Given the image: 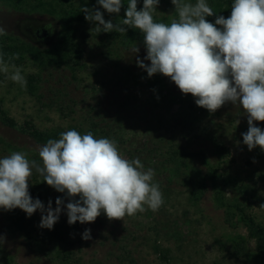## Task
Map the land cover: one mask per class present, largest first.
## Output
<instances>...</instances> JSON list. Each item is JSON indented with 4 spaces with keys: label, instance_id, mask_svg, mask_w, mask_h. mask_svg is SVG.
I'll list each match as a JSON object with an SVG mask.
<instances>
[{
    "label": "rangeland",
    "instance_id": "1",
    "mask_svg": "<svg viewBox=\"0 0 264 264\" xmlns=\"http://www.w3.org/2000/svg\"><path fill=\"white\" fill-rule=\"evenodd\" d=\"M82 1H93L99 7L97 0ZM140 1L142 5L143 0ZM215 1L206 0L212 9ZM186 2L194 4L196 0ZM101 11L106 21H114V14ZM153 15L158 22L170 23L177 18L171 0H160ZM95 26L86 20L76 26V39L83 43L85 51L74 75L65 66L41 74V102L30 96L27 86L22 88L8 78L13 71L11 67L8 74L0 72L2 106L18 126L32 120L40 130L60 128L81 134L91 131L96 138L114 139L121 155L139 158L145 170L154 169V182L160 185L164 204L158 211L148 209L123 220H109L102 212L93 223L79 222L80 227L66 245L47 242L37 245L12 222L10 215L15 210L0 209V236L6 238L2 252L16 264H255L246 255L254 249L253 242L247 243L246 251L237 252L234 238L245 236L246 231L240 225L226 223L224 209L214 203L206 167L174 154L180 149L204 150L219 174L238 180L224 188L226 199L233 201L237 197L244 205V199H248L245 212L264 226V207H260L264 205V151L259 147L249 151L243 143L242 133L247 132L248 124L242 107L228 102L214 113L204 109L196 113L198 118L192 128L183 129L176 116L183 107L187 108L186 101L192 95L182 94L162 74L149 78L137 66V56L143 59L146 55L143 43L123 44L114 40L111 32L97 33L93 30ZM0 27L7 34L45 49L55 42L60 22L39 8L15 10L0 0ZM45 27H49V34L40 38L36 30ZM135 47L139 48L138 53L134 52ZM16 66L26 80L38 72L30 63ZM59 107L69 108V114L60 115ZM255 123L264 130V122ZM219 144L224 148L221 159L214 155L213 148ZM42 145L19 130L0 124V158L23 151L39 163L38 150ZM196 176L205 190L193 201L189 178ZM240 184H245L246 189L240 190ZM29 192L45 207L51 199L54 209L57 197L65 199V205L68 202L66 196L57 195L35 171ZM25 218L30 223L28 229L44 232L45 228L39 227L40 211L31 217L25 213ZM66 220L65 208L56 224ZM85 229L91 230L89 240L82 238ZM63 251L65 255L58 256Z\"/></svg>",
    "mask_w": 264,
    "mask_h": 264
},
{
    "label": "clouds",
    "instance_id": "2",
    "mask_svg": "<svg viewBox=\"0 0 264 264\" xmlns=\"http://www.w3.org/2000/svg\"><path fill=\"white\" fill-rule=\"evenodd\" d=\"M159 3L143 0L138 10V0H128L120 23L106 21L100 9L119 14L123 0H97L99 7H83L82 12L86 21L96 24L97 33L138 29L146 55L137 56L136 64L149 78L158 73L170 78L182 94H191L196 105L210 113L228 102L242 107L248 124L243 143L249 151L256 147L264 151V130L255 123L264 122V0H233L230 16H217L214 23L206 19L215 14L206 0L194 4L171 0L177 18L170 23L154 19ZM4 34L0 27V35ZM10 67L8 78L25 88L22 70L5 63L0 55V72L8 74ZM38 156L39 163L23 151L0 158V209L19 208L28 217L40 211V228L51 230L65 208L67 222L73 225L93 223L102 212L109 220H123L148 209L158 211L164 204L154 169L145 170L139 158H125L114 139L67 130L40 146ZM34 171L48 186L65 194L66 205L60 197L54 209L51 199L45 207L39 198H32L29 182ZM82 238L91 239V230L85 229ZM5 242L0 236V247Z\"/></svg>",
    "mask_w": 264,
    "mask_h": 264
},
{
    "label": "trees",
    "instance_id": "3",
    "mask_svg": "<svg viewBox=\"0 0 264 264\" xmlns=\"http://www.w3.org/2000/svg\"><path fill=\"white\" fill-rule=\"evenodd\" d=\"M7 6H10L15 10H27L28 8H39L49 12L55 16L60 22V30L58 32L55 42L48 48L42 49L34 43L25 41L12 34L0 35V55L8 64H26L30 63L34 68L38 70L37 73L31 74L27 78V88L30 96L36 97L39 102L42 101V97L39 94L41 74L46 70L59 69L65 66L70 68L71 73L74 75L76 67L81 62L85 48L82 42L76 39V26L79 23L85 21V14L82 12L83 7L94 8L95 3H86L80 0L74 3L73 0H2ZM123 6L119 14H114L113 23H120L121 19L125 18V11L127 8L128 0H123ZM138 0V10L143 7ZM233 0H216L212 2L213 11L215 14L210 17H206L209 22L214 23L217 16L229 17L231 14V4ZM103 10V9H100ZM156 20V19H155ZM157 21V20H156ZM158 22V21H157ZM166 23V22H164ZM49 27L36 30V33L40 38H44L49 34ZM114 40L121 41L123 44H133L136 41L143 42V34L138 29L128 28L126 33L111 32ZM19 54L17 59L10 60L9 58L13 54ZM191 100V101H190ZM187 108L183 107L176 116L177 123L183 127V129L192 128L197 120L196 113L203 111L204 108L198 107L195 103V98L192 96L187 101ZM60 115L67 116L68 109L59 107ZM0 124L10 129H17L20 133L32 138L38 144H45L49 139H59L60 133L65 130L60 128H54L49 130H40L32 120L25 121L22 126H18L14 119H12L7 111L2 106V100L0 99ZM214 155L221 159L223 156L224 148L222 145H213ZM175 156L182 159H188L189 161H198L204 167H206L208 173V179L213 189L214 203L218 208H223L226 215V223L236 226L240 225L246 231V235H237L234 238V245L237 252L246 251V245L248 242H253L254 249L252 252L248 251L246 255L251 258L255 264H264V226L257 222L254 217L245 212L248 206L249 200L243 202L235 197L233 201H229L225 197L224 188L230 184L237 183L238 180L233 179L228 174H219L216 167L208 160L207 154L204 150L199 151H186L180 149L174 152ZM192 176V175H191ZM189 181L192 183L193 189L190 190V197L193 201H197L204 193L205 185L196 177H190ZM241 182V181H240ZM47 185V183L45 182ZM48 186V185H47ZM59 196H65L64 193L57 192ZM239 189H246L245 184H240ZM15 212L10 215L12 222L22 231H25L30 240L37 245L41 243H55L66 245L70 242V236L80 227L79 221L73 225H69L67 220L62 223L55 224L54 227L49 230L46 229L42 233L37 229H28L30 225L29 221L25 218V213L19 208L14 209ZM237 218V220H235ZM236 223V224H235ZM64 256L65 252H59L58 256ZM0 264H16L12 257H9L2 252L0 247Z\"/></svg>",
    "mask_w": 264,
    "mask_h": 264
}]
</instances>
